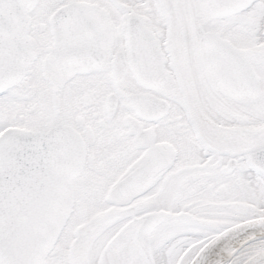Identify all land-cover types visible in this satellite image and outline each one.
Wrapping results in <instances>:
<instances>
[{
	"label": "snow or ice",
	"instance_id": "1",
	"mask_svg": "<svg viewBox=\"0 0 264 264\" xmlns=\"http://www.w3.org/2000/svg\"><path fill=\"white\" fill-rule=\"evenodd\" d=\"M0 264H264V0H0Z\"/></svg>",
	"mask_w": 264,
	"mask_h": 264
}]
</instances>
